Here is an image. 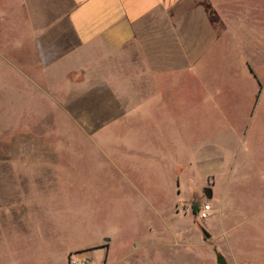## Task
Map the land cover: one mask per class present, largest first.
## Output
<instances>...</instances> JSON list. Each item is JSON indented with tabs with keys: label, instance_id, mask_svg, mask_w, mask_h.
<instances>
[{
	"label": "rangeland",
	"instance_id": "rangeland-1",
	"mask_svg": "<svg viewBox=\"0 0 264 264\" xmlns=\"http://www.w3.org/2000/svg\"><path fill=\"white\" fill-rule=\"evenodd\" d=\"M210 2L218 39L199 18L169 54L168 18L110 50L77 41L69 0H0V187L58 175L44 232L0 231V264H83L104 238L102 264H264V0Z\"/></svg>",
	"mask_w": 264,
	"mask_h": 264
},
{
	"label": "crops",
	"instance_id": "crops-1",
	"mask_svg": "<svg viewBox=\"0 0 264 264\" xmlns=\"http://www.w3.org/2000/svg\"><path fill=\"white\" fill-rule=\"evenodd\" d=\"M69 2L67 21L77 41L87 47L101 45L110 50L126 47L136 40L138 32L148 18L150 20L152 18H168L169 26L164 27L161 35L163 52L169 54H171L169 49L175 42L182 45L185 50L187 40H190L194 34L197 35V31L193 34L190 29L193 28V25H196L197 29L199 18H209V22L214 28L212 30H214L215 36L211 31L214 41L216 38L218 39V29L214 27L216 20L220 21L223 30L226 28L210 0H69ZM181 50L180 52L173 51V53L179 54L183 59L182 55L187 56L188 54L186 55ZM179 65L184 66L182 63ZM153 68L155 66H150V69ZM18 172V175L9 176L0 187L2 199L0 216H3L2 230L0 231H13L28 238L27 233L44 232L45 226L42 223L44 221L42 218L51 216L49 219H52V215L55 213L52 209L55 205L49 198L51 193L47 194V192H52L58 184V175H44L39 172L25 174L20 169ZM75 226L77 232L84 231V225L81 226L82 228ZM44 239L47 240V237ZM202 244L204 243L202 242ZM37 246L48 248V254L54 261H58L56 259L58 252L54 250L52 243L43 242ZM80 248L96 249L97 252L87 256L92 261L98 257L102 264L110 250V239L104 238L102 241L80 246ZM218 252L225 255L221 251ZM219 259L220 263H224L221 255ZM235 263L239 264L237 261Z\"/></svg>",
	"mask_w": 264,
	"mask_h": 264
},
{
	"label": "built area",
	"instance_id": "built-area-1",
	"mask_svg": "<svg viewBox=\"0 0 264 264\" xmlns=\"http://www.w3.org/2000/svg\"><path fill=\"white\" fill-rule=\"evenodd\" d=\"M211 211L212 208L208 203L204 204V208L201 211V217L202 218H208L211 215ZM81 263L85 264L88 262V258L87 257H82V259L80 260ZM72 264H79V261L77 259H73L72 260Z\"/></svg>",
	"mask_w": 264,
	"mask_h": 264
},
{
	"label": "water",
	"instance_id": "water-1",
	"mask_svg": "<svg viewBox=\"0 0 264 264\" xmlns=\"http://www.w3.org/2000/svg\"><path fill=\"white\" fill-rule=\"evenodd\" d=\"M204 191H205V194H206V196H207L208 198L212 197V190H211V188L207 187V188H205ZM205 236H206V237H209L210 234H209L208 232L205 231Z\"/></svg>",
	"mask_w": 264,
	"mask_h": 264
},
{
	"label": "trees",
	"instance_id": "trees-1",
	"mask_svg": "<svg viewBox=\"0 0 264 264\" xmlns=\"http://www.w3.org/2000/svg\"><path fill=\"white\" fill-rule=\"evenodd\" d=\"M195 208L197 209V206H195Z\"/></svg>",
	"mask_w": 264,
	"mask_h": 264
}]
</instances>
